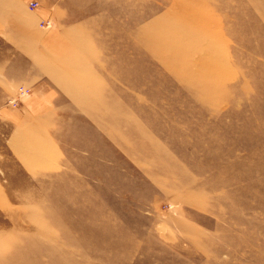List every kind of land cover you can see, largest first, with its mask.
I'll return each mask as SVG.
<instances>
[{
    "label": "rangeland",
    "instance_id": "374dc122",
    "mask_svg": "<svg viewBox=\"0 0 264 264\" xmlns=\"http://www.w3.org/2000/svg\"><path fill=\"white\" fill-rule=\"evenodd\" d=\"M124 1L0 0V264H264V0Z\"/></svg>",
    "mask_w": 264,
    "mask_h": 264
},
{
    "label": "crops",
    "instance_id": "0c3cea01",
    "mask_svg": "<svg viewBox=\"0 0 264 264\" xmlns=\"http://www.w3.org/2000/svg\"><path fill=\"white\" fill-rule=\"evenodd\" d=\"M40 2L44 3L42 8L39 11V14L43 19H51L53 21V27L50 28L47 32L44 34V40H45V50L47 51H53L56 50L53 56L58 58L60 55L63 57L69 58L71 51H75L72 49V47H75V43L71 42L70 39H68V32H75L81 29V27L84 25V22L88 25H90V20L87 19L88 16H95L97 21H100L102 23L106 22L109 23L108 16L110 14H123L125 11V1L124 0H62V4L60 3V7H57L59 9V12L56 13L51 7H56V0H39ZM144 0L143 2H145ZM170 3V5L174 2V0H166ZM116 8V9H113ZM56 9V10H57ZM62 14V15H61ZM69 17H73L74 20H76V24L71 25V28L67 29V26L65 27L63 19H68ZM67 22V20H66ZM85 27V26H84ZM83 27V29H84ZM82 29V30H83ZM69 44V45H68ZM68 45V47H67ZM77 48V46L75 47ZM72 49V50H71ZM84 49V48H83ZM74 56L77 57V54ZM72 56V57H74ZM58 64V63H57ZM69 62L66 60H63V65L66 67ZM64 76H66L67 73L72 72L70 69L63 70ZM56 80V78H54ZM61 78L58 77V80ZM70 79H74L72 76H67L64 78V80L70 81ZM52 80V79H51ZM61 81V80H60ZM54 90L45 84L44 82L39 83L33 90L32 94L25 97V100L23 101V107L25 112H21L23 114L26 113V116L30 117L34 114H40L41 108L40 103L44 102L43 100H46L48 98H52L51 92ZM50 92V93H49ZM42 100V101H40ZM13 117H19L18 113L12 112Z\"/></svg>",
    "mask_w": 264,
    "mask_h": 264
},
{
    "label": "built area",
    "instance_id": "2783aa9c",
    "mask_svg": "<svg viewBox=\"0 0 264 264\" xmlns=\"http://www.w3.org/2000/svg\"><path fill=\"white\" fill-rule=\"evenodd\" d=\"M28 6H29V8L31 9V10H36L37 8H38V2H34V1H32V2H30L29 4H28ZM41 27L43 28V29H49L50 27H51V23L49 22V21H42L41 22ZM28 94V90L27 89H19L18 90V94H17V99H13L14 101H12L14 104H16V102H17V100L18 99H20V98H24L25 97V95H27Z\"/></svg>",
    "mask_w": 264,
    "mask_h": 264
}]
</instances>
